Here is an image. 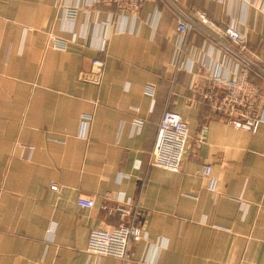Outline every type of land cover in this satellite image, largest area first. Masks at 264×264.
<instances>
[{"label": "crops", "instance_id": "obj_1", "mask_svg": "<svg viewBox=\"0 0 264 264\" xmlns=\"http://www.w3.org/2000/svg\"><path fill=\"white\" fill-rule=\"evenodd\" d=\"M169 1L0 2V264H264V124L236 129L202 100L208 74L235 71L209 39L192 33L175 71ZM171 1L237 24L264 59V0ZM166 107L188 125L179 172L148 165ZM119 203L145 232L126 263L86 252L91 230L127 219Z\"/></svg>", "mask_w": 264, "mask_h": 264}, {"label": "built area", "instance_id": "obj_2", "mask_svg": "<svg viewBox=\"0 0 264 264\" xmlns=\"http://www.w3.org/2000/svg\"><path fill=\"white\" fill-rule=\"evenodd\" d=\"M2 1L9 0H0ZM146 1L93 0L95 3H106L128 11L138 10ZM169 2L175 14L176 31L179 36L178 51L174 60L175 71H179L181 67L183 49L192 33L200 34L214 42L232 61L235 71L227 76L220 72L208 74L201 94L202 100L213 113L222 116L232 127L255 132L260 124H264V89L252 77L264 82V59L249 54L247 37L237 24H218L204 11L185 12L171 0ZM76 14V8L66 10V17L71 24L74 23ZM55 44L59 48L65 47V43L61 40H56ZM100 51L104 52V48L101 47ZM93 64L100 67L102 63L95 59ZM88 128L89 122L85 119L82 122L83 137L87 136ZM188 136V125L184 119L166 107L157 122L149 167L179 172L186 152ZM210 172V166H203L200 174L207 177ZM213 188L214 183L211 182V189ZM50 189L57 191L58 186L51 184ZM77 203L81 207L92 208L94 200L79 198ZM110 212L119 215L121 219H127L111 228L91 230L86 252L95 257H111L122 263L129 262L132 260V245L145 235L143 228L137 224L140 206L119 203L110 209Z\"/></svg>", "mask_w": 264, "mask_h": 264}]
</instances>
